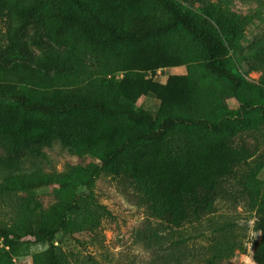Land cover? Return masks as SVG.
<instances>
[{
  "label": "trees",
  "instance_id": "obj_1",
  "mask_svg": "<svg viewBox=\"0 0 264 264\" xmlns=\"http://www.w3.org/2000/svg\"><path fill=\"white\" fill-rule=\"evenodd\" d=\"M4 15L13 22L9 35H20L34 21L49 31L55 45L93 53L113 63L115 71H126L127 55L133 54L142 72L184 64L187 75L180 79L183 88L174 85L178 79L159 85L142 73L89 77L69 88L60 77L44 80L24 69L0 81V101L10 103L6 116L14 119V145L58 143L96 160L70 167L60 177L25 178L24 189L55 187L63 202L0 228V264H12L32 243L48 244L32 264H65L52 241L57 233L96 228L97 216L75 209L102 172L131 184L136 204L170 226L213 210L222 184L247 157L246 149H236L233 142L240 114L225 101L237 97L252 108L264 91L253 87L244 96L235 93L240 83L228 69L229 40L220 37L210 19L183 12L173 0H13L9 5L0 0V19ZM119 52L122 58L116 60ZM148 93L160 105L144 134L139 126L149 114L132 105ZM244 122L250 125V117ZM84 123L89 132L81 131ZM257 206L263 219L252 260L264 264V191Z\"/></svg>",
  "mask_w": 264,
  "mask_h": 264
},
{
  "label": "rangeland",
  "instance_id": "obj_2",
  "mask_svg": "<svg viewBox=\"0 0 264 264\" xmlns=\"http://www.w3.org/2000/svg\"><path fill=\"white\" fill-rule=\"evenodd\" d=\"M173 1L183 12L210 19L220 37L229 40L227 64L240 83L237 95L244 96L253 87L264 91V0ZM12 3L8 0V5ZM223 20L228 22L227 26ZM12 24L7 15L0 19V81L12 79L15 71L24 69L44 80L60 77L61 85L69 88L79 86L89 77L121 79L142 73L159 85H166L170 78L178 79L174 85L183 88L180 79L187 75L184 64H172L153 73L142 72L138 58L131 54L127 55L126 71L119 72L113 63L108 64L93 53L73 52L67 46L55 45L49 31L34 21L18 36L8 34ZM121 58L119 52L115 59ZM109 72L112 73L107 76ZM225 104L240 114L233 142L236 149H246L247 157L231 179L222 184L209 214L178 227L170 226L136 204L131 184L102 172L75 209L76 213L88 211L97 216L96 228L57 233L52 241L63 262L255 264L253 249L260 240L263 219L257 200L264 191V97L252 108L243 107L237 97L228 98ZM9 105L0 101V228L10 227L31 213H46L63 202L55 187L24 189L25 178L60 177L70 167L96 162L92 156L75 155L58 143L40 147L32 140L28 148L14 145V119L6 116ZM159 105L160 100L153 93L141 96L132 105L136 111L149 114L139 126L140 133L150 132ZM247 116L250 125L244 122ZM86 123L81 131H87L86 126L90 125ZM47 247L48 244L32 243L12 264H32L34 255Z\"/></svg>",
  "mask_w": 264,
  "mask_h": 264
}]
</instances>
